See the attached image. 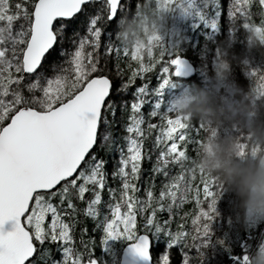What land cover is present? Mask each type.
Returning a JSON list of instances; mask_svg holds the SVG:
<instances>
[{"label": "snow or ice", "instance_id": "snow-or-ice-1", "mask_svg": "<svg viewBox=\"0 0 264 264\" xmlns=\"http://www.w3.org/2000/svg\"><path fill=\"white\" fill-rule=\"evenodd\" d=\"M184 2L162 0L157 4L156 14L180 8L186 12ZM249 3L250 0H234L227 18L236 21L243 18V26L264 41V28L253 27L249 22ZM260 3L264 4V0ZM209 4L214 5L213 13L221 16L217 0H204L205 9ZM89 5L94 6L90 12L87 11ZM188 7H191L190 0ZM122 10V0H21L16 3L0 0V264H33L38 245L46 243L56 244L61 256L59 260H52V264H84L85 253L77 249L74 242L78 209L73 198L84 201L85 194L91 192L92 198L87 201L84 214L96 218L97 206L102 202L101 191L105 189L109 175L106 161L92 151L98 142L118 153V164L111 176L121 181L119 200L107 205L111 219L105 216L103 223L97 224L104 234L101 245L108 240H126L135 255L153 264L150 236L164 235L169 238L167 248L158 255L156 264H170V250L185 242L187 233L174 235L168 230L171 221L160 224L154 219L155 208L146 217L144 234L137 233V214L152 207L154 193L147 190V199H142L136 195L140 189L134 183L140 178L142 161L151 159L144 148L146 130L159 128L155 137L159 154L154 172L167 177L166 169L170 164L187 160L186 152L178 151L176 141L186 140V133L178 130L187 129L189 124L176 112L175 118H169L173 113L163 109L160 100L162 90L170 84V76L180 74L183 62L178 55L164 51L159 35H148L146 43L133 46L131 60L137 61L139 67L131 72L126 83L121 84L117 94L126 93L137 78L143 80L145 74L153 70L154 65L143 62V54L146 51L151 60L157 47L160 49L158 63L163 65L159 85L153 90H149L148 83L136 87L131 101L122 100L117 104L109 100L112 80L98 74L103 71L102 38L108 40L113 35L109 31L110 25L119 19L118 12ZM82 12L86 13L81 21L85 34L81 35L78 29L69 33L71 21ZM196 15L207 27H216L206 11ZM65 41L69 48L64 47ZM120 51L111 43L103 45V55L112 57L116 53L118 56ZM53 53L62 59L49 61ZM128 55L125 48L123 56ZM46 63L54 70V75L42 71ZM173 67L175 73L171 72ZM257 75L256 71L251 72L252 77ZM259 80L260 85L254 91L257 97H262L264 74L259 75ZM147 105H151L147 115L160 116L162 120L166 119V124L146 122L142 110ZM118 109L129 110L122 144H117L108 130L115 124ZM102 126L103 132L100 131ZM199 128L203 129L202 125L199 124ZM246 148V144L241 145L242 152ZM184 179L180 175L164 185L156 201L161 211L166 199L173 202L168 205L170 214L174 203L183 202L188 192V186L182 183ZM214 187H218L214 178L211 184H203V194L210 202L207 210L201 208L192 221L196 235L192 236L190 251L181 249L182 264H191L189 256L194 252L202 256L201 249L207 247L219 198ZM107 190L115 199L117 189ZM57 197L58 203H53ZM201 203L198 199L197 204ZM48 217L50 222L46 224ZM8 221L12 222L10 231L4 230ZM83 232L79 243L88 254L86 264H98L88 252ZM92 244L94 246L95 242ZM44 251L49 252L48 249ZM242 264H249L247 256L242 258Z\"/></svg>", "mask_w": 264, "mask_h": 264}, {"label": "trees", "instance_id": "trees-1", "mask_svg": "<svg viewBox=\"0 0 264 264\" xmlns=\"http://www.w3.org/2000/svg\"><path fill=\"white\" fill-rule=\"evenodd\" d=\"M226 0H217L220 5L221 16L218 15V19L215 22V31L209 29L202 22L197 27L184 28L183 32L171 31L172 26L176 23L175 20L170 19V12L162 13L160 19V28L158 29V35L160 36V44L163 46L165 52L172 56H179L188 60L194 69V75L188 80H179L176 75L170 76V84L162 90L160 100L161 106L165 110H171L173 114H170L169 118H175V109L173 101L176 97L183 94L192 88H200L204 90L211 89L218 97L223 96L225 99H236L239 96H232V90L239 87L241 94L255 90L260 85L259 75L264 74V42L256 39L253 33L243 26V18L236 20H230L229 27L224 31V19L227 17L229 10L226 8ZM21 2V0H13V3ZM123 10L118 12L119 19L114 20L110 25V35L108 40L102 38L101 48V65L103 71L98 74L106 75L112 80L113 87L111 95L108 98L111 101H116L119 104L122 100L131 101L132 94L135 88L141 86L144 83H148L149 90L155 89L160 83L161 67L160 61V49L154 48L153 58L151 60L147 56V53L143 54V62L145 65H154L151 72L145 74V79L141 80L137 78L132 87H129L126 93L117 94V90L120 88L122 83H126L131 76V72L135 71L139 67L137 61L131 60V50L133 44L130 42L132 37H129V42H124L118 35L122 31V26L128 22L139 20L140 18H147L149 26L151 21L156 19V9L158 2L156 0H122ZM94 6H87V11H92ZM208 11V10H207ZM248 12L250 14V23L253 27L264 28V10L260 7L258 0H250L248 5ZM84 12L78 14L76 19L71 21L68 32L71 33L73 29H78L81 35L85 34V27L81 25V21L85 17ZM123 21V24L120 23ZM103 23V22H102ZM140 38L143 42H147V36L143 31L139 32ZM105 43H111L121 49L119 55L113 53L112 57L103 55V45ZM65 48H69L67 41L64 43ZM127 48L129 55L123 56V50ZM222 56L227 57L231 61L230 75L223 82H207L206 79H202L204 72L198 68V61L209 63V70L215 75V67L217 61ZM62 58L58 57L53 53L49 57V61L57 60L60 61ZM167 59V57H165ZM197 65V67H196ZM46 75H54V70H50L48 63L45 64L44 69ZM256 71L258 75L256 77L251 76V72ZM171 72L175 73L174 68ZM116 93V97H113ZM255 105L264 106V96L257 97L252 101ZM145 114L146 122L150 121L157 125L166 124V119H161L160 116L149 117L147 114L151 111V105H147L142 110ZM129 110H117L115 117V124L108 130L111 132L112 137L116 140L117 144L123 143V137L126 135L124 126L127 122ZM189 127L184 130H178V132L186 133V140L180 142L177 140L178 151H185L187 160L181 164H170L168 169V176L166 177L163 173H156L153 171L154 166L157 163V156L159 149L155 146V137L159 132V128L146 130V139L144 141V148L151 156V159L145 158L142 161V171L138 181H134L137 187L140 189L137 196L142 199H147L146 191L152 190L154 193V200L152 201V207L148 208L143 214H137L136 231L138 234L144 233V224L146 223V217L152 214L153 208L156 209L155 220L160 224L164 221H171L170 230L174 235L177 233H187L185 242L180 245L173 247L170 250V264H179L180 254H183L181 249L184 248L189 250V246L192 245V236L196 235L195 228L193 229L192 221L196 219L200 212L203 204L210 202V198H205L203 194V184L208 182L211 184L213 178L207 174H202L197 168L194 161L199 157L200 149L203 143L204 130L199 128V123L195 120L191 121ZM146 129V125L144 126ZM239 129L231 126L222 128L219 132L220 135L225 134H238ZM177 135V134H174ZM169 142V146H170ZM246 144V142L244 143ZM247 145V144H246ZM99 158L106 161V171L108 175V182L104 190L101 191L102 202L97 206L98 215L96 218H92L84 214V210L87 207V201L92 198V193L85 194V200L80 201L73 198V203L76 205L78 212L76 214V220L78 221L75 225L73 232L75 247L81 252H84V262L88 259V254L85 252L83 246L79 243L81 234L83 232V239L88 244V252L93 254V258L98 259L100 256L103 257L104 264H117L118 257L123 245L130 242L117 239L108 240L106 244L101 245L103 238L102 227L98 228L97 224H102L104 217L109 215L110 209L107 207L108 204H114L119 200L121 181L114 179L111 173L115 170L118 164V153L115 150H109L107 145L101 146L99 142L92 150ZM184 176L182 183L188 186V192L183 198V202L179 200L173 204L171 214L168 211V205L173 202L170 199L164 200V210H160L159 204L156 202L159 200V193L164 188L166 183H170L174 178ZM108 188L117 189L115 193V199L110 197ZM218 187H214L216 191ZM199 192V195L197 194ZM217 192V191H216ZM202 201L201 204H197V200ZM53 203H58V197L54 198ZM237 201L233 193L221 191L219 198L216 201L215 212L210 224V233L207 238V249L204 252H208V259L211 264H228L227 257L234 255H241L243 252L250 251L255 245V240L258 239L259 233L264 230V220L259 221H247L243 219V213L241 212V223L239 227L230 229L222 227L221 229L215 225L226 221L228 216L233 214V209L236 207ZM109 215V219H110ZM67 220V218H65ZM233 220V218H232ZM50 222V217L46 218V224ZM254 224V227H253ZM217 228V229H216ZM227 228V229H226ZM217 233H214V231ZM152 241L151 256L159 249V245H153L159 241L160 244L166 246L168 237L161 235L160 237L150 236ZM92 241L95 242L94 246ZM240 244L242 246H240ZM209 247V248H208ZM39 251L32 258L33 264H52V260L61 259L60 253L57 251V245L52 243H46L44 246H39ZM44 249H48L49 252H45ZM50 253V258H49Z\"/></svg>", "mask_w": 264, "mask_h": 264}, {"label": "clouds", "instance_id": "clouds-1", "mask_svg": "<svg viewBox=\"0 0 264 264\" xmlns=\"http://www.w3.org/2000/svg\"><path fill=\"white\" fill-rule=\"evenodd\" d=\"M161 16L162 13L156 14L150 26L147 18L134 19L123 25L118 35L126 43L131 36L130 42L137 46L143 43L140 31L146 36L158 35ZM230 66L227 57L219 58L214 80L222 82L228 78ZM232 96L240 98L225 99L211 89L192 88L176 97L173 106L187 123L195 120L204 130L199 157L194 161L197 168L214 178L220 190L234 194L245 222L264 220V106L252 102L257 98L254 90L241 94L237 87ZM226 126L238 128L239 133L220 135ZM245 142L247 148L242 152ZM250 264H264V246L252 256Z\"/></svg>", "mask_w": 264, "mask_h": 264}, {"label": "rangeland", "instance_id": "rangeland-1", "mask_svg": "<svg viewBox=\"0 0 264 264\" xmlns=\"http://www.w3.org/2000/svg\"><path fill=\"white\" fill-rule=\"evenodd\" d=\"M156 1L157 2H162V0H156ZM258 1H259L260 7L264 10V4H261L260 0H258ZM182 2H184V0H176V3H182ZM233 2H234V0H226L225 1L227 10L230 9V7H231ZM188 3H189V0H185L184 7L187 8L186 12L185 11L181 12L180 9H175L174 11L170 12V14H169L170 17L169 18L172 19V20H175V22H176L172 26L171 31L180 33V32L184 31V28H190L192 30L193 28L197 27L200 22H202L204 25H206L205 22L201 21L199 19V17L196 15L197 12H200V13L203 14L206 11L209 15H211L210 18L212 20H214L215 22L217 21L218 15H215L213 13V7H214L213 4H209V7L207 9H205L204 0H190V3H191V7L190 8L188 7ZM172 7H175V5H172ZM224 19H227V17L225 16ZM228 23H230V19H228L227 21H224V31L227 30V27H229ZM209 29H212V28L209 27ZM212 31H215V28L212 29ZM197 63H198V68L200 69V71L204 72L203 76L201 75L202 79L203 78L206 79L207 82H209V83L214 82L215 81L214 80V73L211 70H209L208 61L206 60L205 62L204 61L201 62V61L197 60ZM196 67H197V65H196ZM116 95L117 94L114 93L113 97H116ZM100 131L101 132L105 131L104 126L101 127ZM99 145H101V144L99 143ZM216 191L220 193L222 190L217 188ZM201 208H203L204 210H207V205L203 204ZM124 210L125 209H122V211H124ZM240 213L241 212L239 211V209L237 207H235L233 209V214L228 216L226 221H223L222 223H220L218 225L216 224L215 227L217 226L220 229L222 227H227L229 230L233 229V228H236V227H239V225L241 223V220H242L241 216H240L241 215ZM109 215L111 216L110 211H109ZM109 215H108V217H109ZM232 218H233V220H232ZM110 219H111V217H110ZM252 222L254 223V221H252ZM198 223H200V222H198ZM253 227H254V224H253ZM194 228H195V226L193 227V229ZM230 231H232V230H230ZM214 233H217V231L215 230ZM210 234L213 235V233H210ZM254 243H255V245H253V247L250 249V251H247L245 253V252H243L244 250H241V253H242L241 255H239V256L238 255H234V256L227 257L228 264H242V258L244 256H247L249 258V264H250V260H251L252 256H254L258 252V250L262 246H264V230H262L259 233L258 239L255 240ZM154 244H156L157 246L159 245V249L154 254V256H152L153 264H156L158 255L162 254L166 250V246H163L162 244H160L159 241L157 243H153V245ZM192 244H193V242H192ZM240 246H242V245L240 244ZM190 250H191V248L189 246V250L188 251H190ZM204 250H208L207 247L201 249V251L203 252V256L202 257L199 254H196L195 252L192 253V255L189 256L191 264H211L210 259H208V257H209L208 256V252L206 253V252H204ZM182 255L183 254H180L179 264H182ZM97 261H98V264H104L102 256H100L97 259ZM84 264H85V262H84Z\"/></svg>", "mask_w": 264, "mask_h": 264}, {"label": "water", "instance_id": "water-1", "mask_svg": "<svg viewBox=\"0 0 264 264\" xmlns=\"http://www.w3.org/2000/svg\"><path fill=\"white\" fill-rule=\"evenodd\" d=\"M179 58L182 60L183 63L179 69L180 74L176 75V77L179 80H188L192 78V76L194 75L193 66L185 58H182V57H179ZM173 68L176 71L175 67ZM11 229H12V222L11 221L6 222L4 225V230L10 231ZM140 234H144V233H140ZM151 248H152V241L150 243V254H151ZM117 264H149V261H146L143 258L135 255L130 250V243H128V244L123 245V247L121 248Z\"/></svg>", "mask_w": 264, "mask_h": 264}]
</instances>
